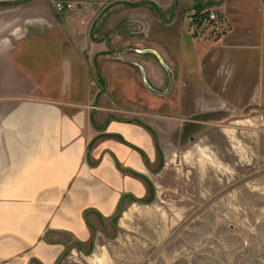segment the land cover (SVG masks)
I'll return each mask as SVG.
<instances>
[{
    "label": "crops",
    "instance_id": "0c3cea01",
    "mask_svg": "<svg viewBox=\"0 0 264 264\" xmlns=\"http://www.w3.org/2000/svg\"><path fill=\"white\" fill-rule=\"evenodd\" d=\"M4 1L0 0V264H59L71 246L67 239L86 251L98 225L111 222L124 204L144 200L149 182L156 192L152 175L161 158L158 145L164 159V145H170L162 134L172 131L176 120L168 116V123L160 118L167 125L152 123L129 105L118 107L97 61L98 55L109 57L118 43L107 35L91 38L96 21L91 10L72 16L54 12L49 0H30L23 3L28 12L40 15L27 22L21 18L26 16L18 15L24 13L17 9L23 4ZM151 1L165 20L158 11L153 16L147 6L133 9L146 11L154 22L166 21L167 15L172 18L168 25L180 19L189 22L180 0ZM214 1L230 27L216 42V58L206 60L185 29L198 53L199 72L187 68L182 35L175 39L179 53L154 41L151 47L137 49L130 60L133 66L121 64L126 71L120 72L115 63L104 66L114 76L129 74L144 87L148 83L162 92L167 91L162 86L167 68L171 90L177 83L182 97L190 99L186 82L193 75L208 84L218 79V71L228 68L229 73L234 63L239 73L233 96L264 98V0ZM193 3L196 0H190L191 8ZM163 5L171 8L170 14ZM90 49L93 70L86 53ZM145 53L155 56L142 59ZM138 66L143 76L137 74ZM98 73L106 88L94 87Z\"/></svg>",
    "mask_w": 264,
    "mask_h": 264
},
{
    "label": "rangeland",
    "instance_id": "374dc122",
    "mask_svg": "<svg viewBox=\"0 0 264 264\" xmlns=\"http://www.w3.org/2000/svg\"><path fill=\"white\" fill-rule=\"evenodd\" d=\"M79 1L83 0H49V4L54 12H69L72 16L79 10H91V19L96 18L91 38L101 40L107 35L118 43L109 57L97 58L118 107L129 105L152 123L165 125L168 116L176 122L172 131L162 134L163 142L170 146L164 145L166 154L152 175L156 192L152 195L150 187L144 199L154 201L124 204L122 215L98 225L86 251L72 246V240L67 239L71 248L59 264H264V98L233 96L238 65L232 63L229 73L228 68L218 71V79L208 84L193 75L194 79L186 82L191 89L187 94L192 96L187 100L177 83L172 90L168 88L173 79L167 68L168 79L162 86L169 92L160 96L147 84L144 87L143 81L129 74L114 76L115 72L104 66L115 63L120 72L126 71L121 64L133 66L130 60L137 56V49L151 47L154 41L171 53H179L175 39L182 35L186 36L183 50L189 58L187 68L199 72L198 53L185 29L209 60L220 53L216 42L230 29L228 20L220 29L202 25V21L197 25L195 21L206 8L200 12L197 3L191 8L190 0H180L189 22L180 19L169 25L166 23L171 16L154 22L146 11L142 13L118 0ZM141 6L152 10V15L157 12L147 4ZM27 8L25 4L17 7L24 11L18 13L19 17L26 16L21 18L27 22L38 20L35 16L40 14L34 15ZM163 8L170 14L169 6ZM125 15L127 18L122 19ZM110 25L114 26L112 30ZM86 53L93 70V49ZM143 55L145 60L155 56ZM136 71L143 76L142 68ZM97 77L94 87L106 88ZM160 118L165 122L161 123Z\"/></svg>",
    "mask_w": 264,
    "mask_h": 264
},
{
    "label": "built area",
    "instance_id": "2783aa9c",
    "mask_svg": "<svg viewBox=\"0 0 264 264\" xmlns=\"http://www.w3.org/2000/svg\"><path fill=\"white\" fill-rule=\"evenodd\" d=\"M57 6L59 7V5ZM199 16V19L195 21L197 25L202 21V25L214 26V28L220 29L226 24L225 18L220 14L219 10L215 6L206 8Z\"/></svg>",
    "mask_w": 264,
    "mask_h": 264
},
{
    "label": "trees",
    "instance_id": "16d2710c",
    "mask_svg": "<svg viewBox=\"0 0 264 264\" xmlns=\"http://www.w3.org/2000/svg\"><path fill=\"white\" fill-rule=\"evenodd\" d=\"M124 2L127 3V4H129V5H133V6H139L141 4H150L151 6H153L154 8H156V10L159 12V14L162 17V20H165V18H163V13H162L160 7L156 3H154L153 1H151V0H140V1H137V2L124 1ZM196 2H197V5L199 6V10L201 9L200 12L203 9H205V8H210V7H213V6H217L219 4V3L215 2L214 0H207V1H204V0H196ZM98 76L100 77V79L103 80V78L101 77L100 73H98ZM153 133L156 136V133L154 131H153ZM158 149H159V152H160V155H161V158H162V153H161V150H160L159 145H158ZM149 184H150L151 192H152V195H153V192H154L153 185L150 182H149Z\"/></svg>",
    "mask_w": 264,
    "mask_h": 264
},
{
    "label": "water",
    "instance_id": "95a60500",
    "mask_svg": "<svg viewBox=\"0 0 264 264\" xmlns=\"http://www.w3.org/2000/svg\"><path fill=\"white\" fill-rule=\"evenodd\" d=\"M27 1H30V0H5L4 3H5V4H10V5H19V4H23V3L27 2ZM147 86H148V88H149L151 91H153V92H155V93H157V94L165 95V94H167V93L169 92V90H167L166 92L156 91V90L152 89V88L149 86L148 83H147ZM169 88H170V87H169ZM153 201H154V198H153L151 201H145V200H141V199L138 200V202H140V203H142V204H150V203H152ZM122 214H123V210H122V208H119V210H118V212L116 213V215L114 216V218L117 217V216H120V215H122ZM114 218H113V219H114ZM72 246H73V245H72ZM70 248H71V247H70ZM70 248H69V250H70Z\"/></svg>",
    "mask_w": 264,
    "mask_h": 264
}]
</instances>
